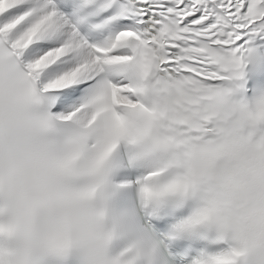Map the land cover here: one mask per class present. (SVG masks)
<instances>
[{"label": "snow or ice", "instance_id": "1", "mask_svg": "<svg viewBox=\"0 0 264 264\" xmlns=\"http://www.w3.org/2000/svg\"><path fill=\"white\" fill-rule=\"evenodd\" d=\"M0 264H264V0H0Z\"/></svg>", "mask_w": 264, "mask_h": 264}]
</instances>
